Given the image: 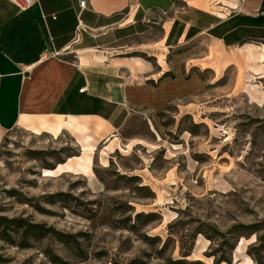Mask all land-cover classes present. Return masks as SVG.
<instances>
[{"label":"rangeland","instance_id":"374dc122","mask_svg":"<svg viewBox=\"0 0 264 264\" xmlns=\"http://www.w3.org/2000/svg\"><path fill=\"white\" fill-rule=\"evenodd\" d=\"M206 48L196 42L166 49L164 73L181 69L183 81L195 73L198 90L158 112H136L112 147L94 146L90 172L88 166L82 173L54 171L68 155L84 154L66 134L54 140L14 129L3 136L0 216L29 218L76 243L46 238L20 249L0 240V264H166L186 254L189 262L213 264L209 255L229 253L233 245L230 239L218 249L215 231L264 221V71L256 74V65L242 58L218 72L216 63L206 68ZM133 55L156 63L142 50ZM33 152L41 155L34 159ZM132 176L140 182H129ZM57 193L79 202H44ZM141 213L154 221L135 232L124 229ZM254 241L239 238L231 264H256L248 254Z\"/></svg>","mask_w":264,"mask_h":264},{"label":"crops","instance_id":"0c3cea01","mask_svg":"<svg viewBox=\"0 0 264 264\" xmlns=\"http://www.w3.org/2000/svg\"><path fill=\"white\" fill-rule=\"evenodd\" d=\"M196 42L206 68L242 58L263 72L264 0H36L26 11L0 0V140L14 129L66 134L84 154L54 171L90 172L94 146L112 147L136 112L198 90L195 73L183 81L162 64L167 48Z\"/></svg>","mask_w":264,"mask_h":264},{"label":"trees","instance_id":"16d2710c","mask_svg":"<svg viewBox=\"0 0 264 264\" xmlns=\"http://www.w3.org/2000/svg\"><path fill=\"white\" fill-rule=\"evenodd\" d=\"M138 56V55H135ZM143 57V56H142ZM144 58V57H143ZM163 77H171V75L164 74ZM160 114V113H159ZM33 155L34 159L37 158V155H41V152H33L30 153ZM77 155H68V158L74 157ZM59 165L63 163V161L58 162ZM58 166V165H57ZM127 180L129 182L139 183L140 179L136 176L128 177ZM142 190L145 188L139 187ZM56 201H75L79 202L77 199L70 196L68 193H57L44 196V202L47 204H54ZM20 203L32 205L31 200H22ZM38 208V206H36ZM65 207V206H64ZM67 207V206H66ZM132 208L127 206V209ZM39 209V208H38ZM155 216L153 214H136L134 216V223L130 224L129 226H124V229H128L130 232H135L138 227L146 226L149 223L154 221ZM128 223L131 222V218L127 219ZM215 233L220 237V244H218V249H221L225 243L231 239L230 251L233 250L235 243L238 241L239 238H246L249 239L251 237H255L254 244L249 248L248 254L252 256L253 260L256 264H264L261 260V254L264 253V221L256 222L252 224H234L232 225L226 232L221 233L215 231ZM197 234H202L200 231H197ZM46 238H52L56 242L62 245L71 246L76 243V240L71 235H66L64 233L58 232L52 227H48L45 224H39L32 222L29 218L23 217H13L7 218L4 216H0V240L10 244L12 246L18 247L20 249H28L31 248V242H36L40 240H44ZM146 238V237H145ZM208 239L213 241L212 237ZM217 251L219 252L220 250ZM229 253H221L220 255L217 252L209 255L208 257L212 258L213 264H231V252ZM190 254H186L182 256L181 259L172 260L171 258L166 259V264H203L199 260H195L192 262L187 261V258ZM159 257H162L160 255Z\"/></svg>","mask_w":264,"mask_h":264},{"label":"built area","instance_id":"2783aa9c","mask_svg":"<svg viewBox=\"0 0 264 264\" xmlns=\"http://www.w3.org/2000/svg\"><path fill=\"white\" fill-rule=\"evenodd\" d=\"M21 11H26L29 8H31L33 6V4L36 2V0H11ZM79 6L80 7H84L85 6V2L84 1H80L79 2ZM53 19H55V17L53 16ZM80 92H83V89L80 90Z\"/></svg>","mask_w":264,"mask_h":264}]
</instances>
